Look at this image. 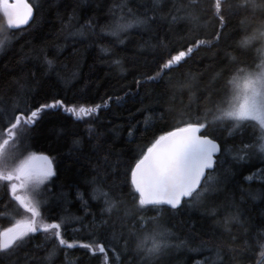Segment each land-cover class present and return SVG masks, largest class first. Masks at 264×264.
<instances>
[{"label":"trees","instance_id":"obj_1","mask_svg":"<svg viewBox=\"0 0 264 264\" xmlns=\"http://www.w3.org/2000/svg\"><path fill=\"white\" fill-rule=\"evenodd\" d=\"M27 1L34 14L24 27L9 28L0 11V107L10 110L14 102L37 107L54 98L72 106L91 105L113 97L109 107L83 120L63 109L45 110L25 141L26 156L47 155L57 172L49 182L44 214L50 221L64 224V238L77 242L96 232L115 245L104 254L78 246L62 248L52 264H120L121 260L123 264H145L144 253L136 247V235L129 234L143 222L125 215L132 209L130 185L125 183L127 167L155 137L173 130L181 119L214 111L224 97L225 82L238 68L257 70L264 61V36L259 34L264 12H245L239 7L244 0H221L227 23L217 41L215 33L221 25L213 15L215 0ZM121 16H147L149 23L128 28L119 37L102 32ZM174 16L178 18L174 20ZM82 26L84 35H79ZM197 39L216 47L193 48L186 61L173 66L167 75L147 80L163 61ZM242 40L248 43L241 46ZM101 45L110 49L108 55L100 53ZM225 51L236 57L235 63L231 58L225 60ZM45 58L54 61L52 70ZM113 59H119L120 65L113 64ZM246 131L251 134L253 129ZM256 132L258 137L259 130ZM214 135L226 148L216 172L221 180L199 203L186 204L171 218L164 215L163 226L171 233L170 247L151 264L264 261V198L253 199L264 187V177L257 174L252 181L243 179L250 170L258 173L264 162L256 158L257 151L249 163H236L234 155L241 145L240 133L234 128L221 126ZM228 149L233 150L231 154ZM225 175L227 179H223ZM97 187L110 191L118 202L112 212L105 211L102 195L93 197ZM8 199L0 187V230L27 218L26 213L17 212L14 201L6 207ZM51 246L38 233L13 255L0 257V264H48L44 258Z\"/></svg>","mask_w":264,"mask_h":264},{"label":"snow or ice","instance_id":"obj_2","mask_svg":"<svg viewBox=\"0 0 264 264\" xmlns=\"http://www.w3.org/2000/svg\"><path fill=\"white\" fill-rule=\"evenodd\" d=\"M154 3H159V0H154ZM212 7L215 9L213 15L219 19L221 25V30L215 33V39L218 41L223 35V27L226 26L227 21L223 15L221 0H215ZM239 7L245 12L250 9L253 14L257 10L264 12V0L259 2L244 0ZM0 11L7 17L10 27L19 28L27 25L33 18V6L26 0H0ZM177 18L173 17L174 20ZM148 23L147 16L144 19H126L121 16L114 23L106 25L102 32L119 37V34L128 28ZM88 27L92 26L89 24ZM78 34L84 35L83 26ZM259 34L264 36V26ZM247 43L248 40H242L241 46ZM2 45L3 41H0V46ZM202 45L216 47L215 43L197 39L186 50H179L163 61L155 75L148 76L147 80L155 81L167 75L173 66H179L182 61H186V57L192 54L193 48ZM109 52L108 47L101 45L102 55L106 56ZM224 58L225 60L231 58L233 63L236 62V57L228 51H225ZM111 62L117 66L121 63L119 59H113ZM45 63L50 70L53 69L54 61L45 58ZM68 83L66 79L65 84ZM136 84L140 85L141 80H136ZM112 99V96H108L100 103L72 106L62 99L54 98L52 102L37 107H29L27 103L22 105L18 102H14L10 110L0 107V182H2L0 187L9 198L5 206H9L14 201L18 206L17 212L21 215L27 214V218L17 219L10 227L0 230V257L13 255L38 233H43L45 239L52 245L44 258L48 264H52L62 248L72 249L78 246L92 253L98 250L101 254L106 253L109 246L115 249L112 241L107 240L106 237L102 238L96 232H91L87 239H80L77 242H69L64 238L62 231L64 224L50 221L44 214L49 182L57 172L48 157H41L44 163L37 165L33 154L25 155L28 151L25 141L37 126L45 110L63 109L75 119L83 120L86 116L91 117L93 113H98L101 108L109 107ZM120 99L121 97H116L117 102ZM225 121L231 123L225 124ZM221 126L234 128L240 133L241 147L234 155L237 164L249 163L253 157H256L257 151L260 155L256 158L264 162V61L257 66L256 71L238 68L236 74L225 82L224 97L216 104L214 111L210 110L203 115L196 114L195 117L189 115L187 119H181L173 130L155 137L146 150H141L140 155L134 157L133 162L128 165L125 183L130 185L132 209L127 210L125 215L131 214L134 219L138 217L143 222L139 230L135 233L130 230L129 234L136 235L138 241L136 247L138 251L144 253L145 264H151L152 260L162 256L165 249L170 247L168 240L171 233L163 226L164 215L173 217L186 204L194 206L207 193L217 188L221 180V177L216 175L217 166L226 148L218 141L214 131ZM248 128L253 129L251 134L247 133ZM256 129L259 130L258 137ZM234 134L230 133V135ZM129 135H132L131 131ZM246 135L247 139H245ZM227 151L231 154L233 150ZM257 174L264 177V168H260L258 173L250 170L247 176L241 173L243 179L247 181H252ZM227 178V175L223 177V179ZM98 193L104 197V203L107 205L105 211L112 212L118 202L111 192H105L100 187L94 188L93 197L98 198ZM258 197L264 198V187L253 195V199ZM149 212L157 214L149 217L147 216ZM231 218L237 219L236 216ZM127 248L128 241L125 240L124 250L126 251ZM261 248V256L264 257V245H261ZM117 259H120L119 253ZM120 264H123L122 260ZM196 264H207V261L197 260ZM261 264H264V261H261Z\"/></svg>","mask_w":264,"mask_h":264},{"label":"water","instance_id":"obj_3","mask_svg":"<svg viewBox=\"0 0 264 264\" xmlns=\"http://www.w3.org/2000/svg\"><path fill=\"white\" fill-rule=\"evenodd\" d=\"M26 2H28L27 0H26ZM33 14H34V10H33ZM5 18H6V22H7V17L5 16ZM31 21V20H30ZM29 21V22H30ZM7 25H8V23H7ZM24 26H26V25H22L21 27H24ZM8 27L9 28H11V29H18V28H16V27H10L9 25H8ZM21 27H19V28H21ZM218 155V154H217ZM41 157H48L47 155H45V154H37V155H35V163L37 164V165H41V164H43L44 163V161L41 159ZM49 158V157H48ZM49 161L51 162V160H50V158H49Z\"/></svg>","mask_w":264,"mask_h":264},{"label":"rangeland","instance_id":"obj_4","mask_svg":"<svg viewBox=\"0 0 264 264\" xmlns=\"http://www.w3.org/2000/svg\"><path fill=\"white\" fill-rule=\"evenodd\" d=\"M10 215V214H9Z\"/></svg>","mask_w":264,"mask_h":264}]
</instances>
